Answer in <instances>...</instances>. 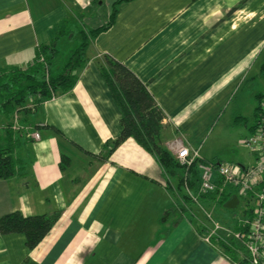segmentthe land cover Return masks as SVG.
Returning a JSON list of instances; mask_svg holds the SVG:
<instances>
[{"label":"crops","instance_id":"1","mask_svg":"<svg viewBox=\"0 0 264 264\" xmlns=\"http://www.w3.org/2000/svg\"><path fill=\"white\" fill-rule=\"evenodd\" d=\"M115 1L0 0V69L26 67L59 32L56 49L67 60L79 32L106 23ZM263 51L264 0L121 3L113 26L91 41L75 85L18 109L40 139L14 132L20 166L0 180V217L18 211L57 220L30 251L23 235L0 233V264H230L219 245L202 240L189 201L154 154L128 138L108 155L120 112L99 66L107 54L129 68L164 112L166 132H179L204 162H222L201 155V135Z\"/></svg>","mask_w":264,"mask_h":264},{"label":"trees","instance_id":"2","mask_svg":"<svg viewBox=\"0 0 264 264\" xmlns=\"http://www.w3.org/2000/svg\"><path fill=\"white\" fill-rule=\"evenodd\" d=\"M129 0H116L110 12L108 21L96 29L80 31V42L70 52L65 61H61L56 41L61 37L59 32L48 45H40L35 57L26 67H9L0 69V119L9 120L12 114L24 107L26 101L33 98L38 106L41 100L50 99L54 94L70 90L76 83L75 70L82 68L87 61V50L92 40L111 28L116 20L119 5ZM63 36V35H62ZM42 58V61H40ZM258 66V75L264 81V54ZM101 77L108 91L118 106L120 112V134L108 141L104 148L111 154L124 140L132 138L143 150L156 156L160 166L169 179V184L182 194L184 200V182L197 192L199 188V173L196 164L189 168L182 167L174 155L167 149L165 143L172 137L166 132L163 120L165 114L136 75L125 65L112 58L102 55L100 63ZM253 78L242 82L247 84ZM256 105L253 109L254 119L259 110V102L264 93L255 94ZM254 123V122H253ZM253 124L249 127L251 132ZM179 132L174 131V135ZM17 149L14 132L10 128L0 131V180L12 179L18 175L20 161L15 157ZM216 165L218 162H211ZM235 195L230 191L218 203V210L228 213L226 203ZM57 220V214L24 216L20 212H12L0 217V233L2 235L21 234L25 239L27 251L35 248L51 230ZM234 229H240L234 226ZM218 247L235 259L234 250L225 244ZM235 247V245H234Z\"/></svg>","mask_w":264,"mask_h":264},{"label":"built area","instance_id":"3","mask_svg":"<svg viewBox=\"0 0 264 264\" xmlns=\"http://www.w3.org/2000/svg\"><path fill=\"white\" fill-rule=\"evenodd\" d=\"M26 107L33 108L34 104ZM7 127L28 139H40L38 131L20 123L18 110L12 114L8 126L0 124V131ZM241 145L252 156V164L204 162L199 148L190 147L184 138L172 139L166 147L180 166L189 168L196 164L198 191L193 192L186 181L183 188L191 205L185 207L202 240L213 247L225 244L236 251L238 257L235 259L226 255L230 264H264V98L259 102L253 129L241 140ZM230 189L235 190L238 204L223 220L217 213V206Z\"/></svg>","mask_w":264,"mask_h":264},{"label":"rangeland","instance_id":"4","mask_svg":"<svg viewBox=\"0 0 264 264\" xmlns=\"http://www.w3.org/2000/svg\"><path fill=\"white\" fill-rule=\"evenodd\" d=\"M261 57L262 55L257 57L256 61L251 64L252 68L248 79L253 78L252 76L254 79L240 88L201 135L200 152L207 160L216 158L222 162L235 163H247L250 160L249 152L241 145V140L247 133L246 126L253 124L255 120L252 116L256 105L255 94L264 93V81L258 75ZM174 137L184 138L180 134L174 135L172 138ZM217 213L218 215L225 214L220 210Z\"/></svg>","mask_w":264,"mask_h":264},{"label":"water","instance_id":"5","mask_svg":"<svg viewBox=\"0 0 264 264\" xmlns=\"http://www.w3.org/2000/svg\"><path fill=\"white\" fill-rule=\"evenodd\" d=\"M238 204V200L236 198V196H233L227 203H226V207L228 209L234 210L237 207Z\"/></svg>","mask_w":264,"mask_h":264}]
</instances>
